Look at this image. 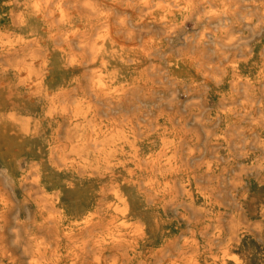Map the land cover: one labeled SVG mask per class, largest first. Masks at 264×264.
<instances>
[{"label": "bare ground", "instance_id": "6f19581e", "mask_svg": "<svg viewBox=\"0 0 264 264\" xmlns=\"http://www.w3.org/2000/svg\"><path fill=\"white\" fill-rule=\"evenodd\" d=\"M259 38L264 0H0V264H246L238 250L258 228L238 212L243 176L195 162L194 126L217 158L247 155L236 137H251L262 169L264 108L219 98L189 126L157 95L168 83L207 106L231 76L264 105ZM204 177L228 180L231 212L212 211L217 183Z\"/></svg>", "mask_w": 264, "mask_h": 264}, {"label": "rangeland", "instance_id": "374dc122", "mask_svg": "<svg viewBox=\"0 0 264 264\" xmlns=\"http://www.w3.org/2000/svg\"><path fill=\"white\" fill-rule=\"evenodd\" d=\"M88 1L92 2L93 0H88ZM153 10L155 12L162 11L159 9H153ZM140 11L141 9L138 7L134 9V13H138ZM83 13L88 14L90 18H94L95 12L92 10H86V12H83ZM73 14H76V13H73ZM117 17L125 18L126 26H132L131 25L132 18L129 16L128 13H125V12L119 13ZM71 26L72 27H70V29L74 31L75 32L74 35L77 36L78 35L77 32L85 28V23L76 21L73 24H71ZM140 26H132L135 35H140V31H139L141 30ZM187 28L191 29L192 27L190 24H188ZM144 31H145L144 35L137 37L136 43H140V41H142L144 37L151 36V34L156 33L155 29H151V27L148 28V30L144 29ZM195 31L193 32L190 31V33L193 35V38L198 37L199 30H195ZM244 35H249V32L245 30ZM258 42L264 43V38H259ZM72 43L79 44L80 42L77 39H75L72 41ZM197 48L198 47L193 44V46L190 48V52L191 53L196 52ZM226 65H229V64L227 63ZM216 77H217L216 79L220 78L218 75ZM231 80H232L231 76H228L224 78L222 82L221 81L218 82L217 91L219 94L215 96L214 98L215 101H213L212 99L213 97L209 98L210 102L207 106L202 103V96H203L202 92H194V93L188 92L183 95L179 94V92L178 94L177 92H175V94H172L173 93L172 88L168 83L165 84L166 89L164 90V93L158 94L157 96H161L163 99L169 100L173 102L174 104L176 103V105L180 108L179 113L182 114L183 116H187V119H189L191 123V124L189 123V126L194 124L195 121L200 120V118L202 116H205L206 113H209L210 111H212L213 107L217 105L216 103L219 100V98L220 100L223 98V99H229L230 101L228 105L220 106V108L223 107L224 109H233V110H242V109L244 110L245 109L246 110L249 108H256V109L264 108V105H261V104L250 105L249 103L250 99L253 97L247 91L244 92L241 86L238 85L235 88ZM258 85L260 89L264 88L262 87V85H264V81H259ZM155 99H156L155 104L153 105L155 106V109H156V106L161 102V100L160 98H155ZM240 99H243V100H240ZM181 100L183 101L182 104L179 102ZM165 106L166 107L168 106L166 105V102H165ZM147 109H149V106L145 105V107H143V110H147ZM237 123L241 125H246V124H249L250 121L249 120H238V116L235 114H232L229 120V124L233 125ZM194 129L201 136V140L198 143L199 153H198L197 158L195 159V162L209 160L210 162L214 163V166H215L214 171L218 170V168L216 167V164L220 168V167L225 166V163H228L227 168H228L229 175H232L234 173H239V172L242 174L245 197L238 201L239 202L238 212L241 214L243 218H246L249 221V223H251L252 225H255L258 228L257 229L258 233H255L243 239V241L241 242L242 249L240 248L238 250V255L240 254L239 255L240 258L242 257L241 259L245 261L246 264H264V188H262L264 187V180L261 181V179L264 178V168L262 169L256 168L257 161L262 157V153L259 151V149L254 148L255 146L253 145L251 141L252 140L251 137L246 139L242 136H239V137H236V140L239 142L235 145L234 148L236 150H239L241 147L244 146V144H246L247 145V155L240 156L238 151H234L232 158H227L225 157V155H224V158H222L221 154H224L223 148L220 146H213L211 145L210 141L205 140L202 127L194 126ZM218 153H221V154H220V157L217 158ZM201 181L204 182L205 184L208 183L210 185L212 184L214 185L217 183V181L214 178L208 181V178L204 177L203 180ZM216 188H217L216 189L217 199L220 201L221 207H215L212 209V211L214 213L218 211L231 212L234 209L233 208L234 202H237V201L235 200V198L233 199L231 196L232 187L229 185L228 180H226L224 184L217 183ZM173 227L174 225L171 228L173 229ZM252 228H255V227L252 226ZM162 237H163V234L162 235L158 234V238H162ZM245 256L247 257L245 258ZM25 261L27 260L24 259V262Z\"/></svg>", "mask_w": 264, "mask_h": 264}]
</instances>
